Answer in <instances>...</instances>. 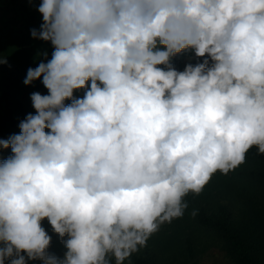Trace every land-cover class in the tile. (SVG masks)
<instances>
[{"label": "clouds", "instance_id": "9594fccd", "mask_svg": "<svg viewBox=\"0 0 264 264\" xmlns=\"http://www.w3.org/2000/svg\"><path fill=\"white\" fill-rule=\"evenodd\" d=\"M38 11L30 34L54 47L23 82L42 77L48 93H30L35 113L0 139L12 153L0 161V264H123L213 173L264 153V0H41ZM189 48L204 59L177 70L171 58ZM45 217L62 257L47 251Z\"/></svg>", "mask_w": 264, "mask_h": 264}, {"label": "trees", "instance_id": "16d2710c", "mask_svg": "<svg viewBox=\"0 0 264 264\" xmlns=\"http://www.w3.org/2000/svg\"><path fill=\"white\" fill-rule=\"evenodd\" d=\"M40 3L41 0H0V139L18 133L20 120L29 112L35 113L30 93H48L42 77L30 84L23 82L27 69L35 67L41 60L46 62L50 59L54 47L51 41L30 34L31 28H39L42 23V14L38 11ZM194 54L190 48L182 50L171 58V62L177 70H183L185 64H195L204 59L194 57ZM84 92V88L74 89L73 95L82 97ZM70 102L69 98H65V103ZM11 154L10 147L0 146V161ZM244 161L249 163L247 177L253 186L237 213L233 205L225 201L212 209L201 205L197 208L195 221L217 236L230 264H264V153H258L253 146L246 153ZM41 225L51 236L47 251L62 257L65 247L62 238L53 231L47 217L41 220ZM178 232L176 228L169 227L158 234L163 248H156L147 240L144 246L130 255V264H201L193 259L195 241L191 236L180 238ZM172 242H175V246L179 244L183 252L186 251L188 259L174 263L168 260L169 257H163L162 252L169 250ZM26 260L27 264H42L38 258L26 257ZM5 264H8L7 260Z\"/></svg>", "mask_w": 264, "mask_h": 264}, {"label": "rangeland", "instance_id": "374dc122", "mask_svg": "<svg viewBox=\"0 0 264 264\" xmlns=\"http://www.w3.org/2000/svg\"><path fill=\"white\" fill-rule=\"evenodd\" d=\"M194 57L197 56L194 54ZM248 164L247 161H244L227 173H222L219 170L213 173L199 193L190 192L184 197L187 201V208L184 210V214L173 218L170 222L161 224L158 230L153 232L150 238L147 239L148 243L152 242L156 248H163V242H161V237L158 234L168 230L169 227L171 229L176 228L179 231L178 236L180 238L191 236L195 241V257L193 259L199 263L230 264L217 236L208 229L199 226L195 221V214L197 208L201 205L207 209H212L224 201L231 206L233 205V210L237 213L252 191L253 183L247 177L250 170ZM193 210H195V214H193ZM171 238L170 236V240ZM164 240L166 241L167 238ZM177 242L179 243L180 241ZM182 250L179 244L175 246V242H172L169 250L162 252L163 257H169L168 260L174 263L188 259L186 251L183 252ZM65 251L66 248L64 247ZM123 264H130V257L126 258Z\"/></svg>", "mask_w": 264, "mask_h": 264}]
</instances>
